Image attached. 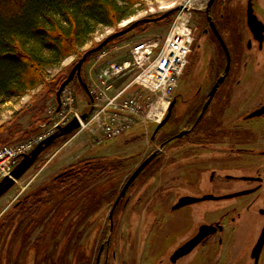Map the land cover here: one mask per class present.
I'll return each instance as SVG.
<instances>
[{"label":"rangeland","instance_id":"1","mask_svg":"<svg viewBox=\"0 0 264 264\" xmlns=\"http://www.w3.org/2000/svg\"><path fill=\"white\" fill-rule=\"evenodd\" d=\"M204 4L205 0H144L134 7V15L120 23L118 27L99 26L89 42L81 48V52L85 53L95 48L97 44L132 22L160 18L167 12L180 8L172 17L170 13L164 19L146 22L143 30L135 28L93 55L82 67L81 80L76 77L75 81L66 87L62 94V105L56 114H54L58 108L56 96L45 98L46 93L42 87L29 91L23 97L11 98L0 104V123L13 121L15 125L20 126L16 131V137L7 144L27 142L31 138L51 134L56 130L55 122L61 125L67 124L75 118V112L81 116L90 113L89 120L84 122L86 127L80 129L81 131L78 130L81 132L78 139H84L86 145H82L77 150L83 151L84 156L73 164L80 160L109 159L116 165V172H121V184L112 195L111 203L103 211L94 214V217L91 214L86 216L83 206H89L91 202H85L87 199H83L81 204L70 210V214L63 223L55 221L50 225L47 223V228L43 225L37 228L28 238L26 245L19 249L18 254H14L11 250L7 251V264H95L100 245L108 237L107 218L110 209L123 184L142 161L158 149L157 136L155 139L151 138L155 125L164 118L169 103L177 92L191 96L201 82V76L206 75L204 70L203 73L194 77L195 62L189 55L176 90L166 94L159 93L153 102L154 111L147 114L142 121H136L137 123L121 136L107 138L102 131V124L109 119L110 111L106 109L105 113L96 117L99 109L93 104L98 70L111 62L123 61L128 56L130 46L135 42L156 34H165L183 7L188 8L185 9V13L190 15L191 25L196 27L198 22L196 10ZM77 59V56H71L60 66L49 69L50 76H56L62 69L72 66ZM214 73L216 69L212 68L209 71L208 81L211 78L212 81L214 80ZM83 83L90 93L83 89ZM233 102L232 104L235 105L238 101ZM93 105L94 109H92ZM94 117L95 119L91 122L90 120ZM46 120L50 121L43 122ZM39 123L44 124L41 130L36 132L31 130ZM182 124H185V121L179 126ZM177 126L178 122L172 120L163 131L173 130ZM70 135L60 138L52 147L46 149L36 163L0 198V218H3L15 203L57 175L50 178L37 176L50 157L49 153L69 139ZM179 156L172 152L166 161L157 159L129 192L127 196L129 202L119 206L115 218L116 224L111 235L113 240L108 264H172L164 257L168 255L169 250L194 234L200 224L216 221L225 225V230L219 234L221 241L214 238L217 236L212 237L209 243L199 245L177 264H253L250 255L264 223V217L259 210L264 209V199L262 198L259 209L254 207L251 211H243L242 218H239V213L232 208L246 204L250 199L249 195L232 199L205 200L174 209V203L183 193L196 198L206 195L222 197L233 194L237 189L236 183L218 179L214 184H205V179L200 172L191 173L193 164L174 163ZM222 166L224 165H220ZM3 178L4 176H0V181ZM132 219L135 224L131 229ZM144 219L151 224L147 222L145 229L142 230L140 225ZM240 219L243 223H239ZM234 220L236 227L229 229L228 221ZM57 225H60L61 229L56 233ZM40 238L42 243L38 255L35 256V260H32L34 255L31 248L39 242ZM86 243L89 244V252L82 257L80 248L84 252L85 246L82 245ZM14 248L16 249L15 245ZM115 249L117 253L114 256ZM85 256L86 258L83 259ZM105 260L106 250L101 256L100 264H104ZM259 264H264V251Z\"/></svg>","mask_w":264,"mask_h":264},{"label":"flooded vegetation","instance_id":"2","mask_svg":"<svg viewBox=\"0 0 264 264\" xmlns=\"http://www.w3.org/2000/svg\"><path fill=\"white\" fill-rule=\"evenodd\" d=\"M196 14L198 22L196 27L193 26L194 44L190 58H193L195 62L194 77L203 73L204 70L206 75L201 76V82L191 96L179 91L172 97L170 103L175 99L176 102L167 124L174 120L178 122V126L173 130L163 131L166 124L158 133L159 155L155 159L166 161L168 155L173 152L180 155L174 163L193 164L194 168L191 169V173L200 172L205 179V184H214L217 179L236 183L237 189L233 194L247 192L238 197L247 195L250 197L246 204L232 208L239 213V218H242L243 211H251L254 207L259 209L261 200L264 199V112L261 113L264 107V0H205L204 6L197 9ZM252 14L263 24V31L257 22L253 24L249 22L248 17ZM212 68L216 69L215 78L213 81L212 78L208 81L209 71ZM218 81L220 84L209 102ZM236 100L237 104H232ZM183 121L185 124L179 126ZM156 126L157 124L152 131V136ZM181 133H183L182 136H180ZM155 159L137 177L138 179L131 185L128 193L120 200L111 219L112 205L107 218L109 235L100 245L95 264H100L105 250L104 264H108L113 240L110 234L112 235L116 224L115 218L119 206L129 202L127 199L129 192ZM220 165L224 166L220 167ZM185 196L188 195L183 193L174 205ZM259 210L264 217V209ZM146 219L140 225L142 230L149 222ZM131 222L132 229L135 221L132 219ZM241 222L240 219L239 223ZM216 223L222 225L223 230H218L199 245L209 243L214 236H217L214 237L215 239L221 241L219 234L225 230V225L217 221L204 224ZM204 224H200L194 234L169 250L168 255L164 257L170 263L177 264L191 254L199 245L189 254L173 258L175 252L197 235ZM234 224L235 220L228 221V228L236 227ZM263 228L264 223L256 242ZM41 243L42 238L31 248L34 255L32 260H35V256L38 255ZM82 246H85L84 252L80 248L83 257V254L89 252V244ZM263 251L264 248L259 263ZM116 253L117 250L114 256ZM85 258L86 256L83 259ZM252 262L254 264V259Z\"/></svg>","mask_w":264,"mask_h":264},{"label":"trees","instance_id":"3","mask_svg":"<svg viewBox=\"0 0 264 264\" xmlns=\"http://www.w3.org/2000/svg\"><path fill=\"white\" fill-rule=\"evenodd\" d=\"M143 1L0 0V104L23 97L38 87L46 93L45 98L56 96L57 99L72 68L85 54L81 48L97 28L118 27L134 15V7ZM177 11H172L170 17ZM145 25L146 22L139 23L136 29L143 30ZM120 38H111L105 46ZM96 53L90 54L86 62ZM71 56H77V61L51 77L49 69L60 66ZM82 87L85 90L83 84ZM43 125L39 123L31 130L39 131ZM19 128L13 121L0 123V146L12 141ZM115 166L109 159L80 160L15 203L0 218V264H7V251L18 254V248L25 246L40 226L47 228L55 221L63 223L70 210L83 199L91 202L89 206H83L86 216L91 214L94 217L103 211L121 184V172H116ZM60 229L61 226L57 225L55 232ZM109 231L108 227V235Z\"/></svg>","mask_w":264,"mask_h":264},{"label":"built area","instance_id":"4","mask_svg":"<svg viewBox=\"0 0 264 264\" xmlns=\"http://www.w3.org/2000/svg\"><path fill=\"white\" fill-rule=\"evenodd\" d=\"M185 9L188 8L181 9L165 34L135 42L123 61L111 62L98 70L93 99L99 109L96 117L106 109L110 111L109 119L102 124L107 138L119 137L131 129L154 111L155 96L173 92L178 87L194 44V29ZM75 117L80 115L75 112ZM48 134L0 146V176L9 174L22 156Z\"/></svg>","mask_w":264,"mask_h":264},{"label":"water","instance_id":"5","mask_svg":"<svg viewBox=\"0 0 264 264\" xmlns=\"http://www.w3.org/2000/svg\"><path fill=\"white\" fill-rule=\"evenodd\" d=\"M180 8H177L175 10H178ZM172 12L169 11L166 14H164L163 16H161L160 18H147V19H143V20H138L136 22H132L130 25H128L127 27L123 28L120 31H117L115 33H113L112 35H110L109 37H107L104 41H102L97 47L88 50L85 52V54L83 55V57L75 64V66L72 68L67 80L63 83V85L61 86L60 91L57 94V99L60 102V97H61V93L64 90V88L77 76L80 80H81V70L82 67L84 65V63L86 62L88 56L92 53H96L99 52L107 43L108 41L113 38V37H120L123 36L125 34H128L129 32H131L132 30H134L136 28V26L139 23L142 22H151V21H158V19H162L166 16H168L170 13ZM249 22L251 24H253V22H257L259 24V27L262 29L263 31V24L256 18V16L254 14L249 15ZM228 72V70L226 71ZM84 84V83H83ZM220 84V81H218V83L215 85L212 93H211V97L209 102L212 100L218 86ZM87 88V87H86ZM87 90V89H86ZM89 92V91H88ZM175 102L176 99L173 100L169 107H168V111L166 116L163 118V120L161 122L158 123V125L156 126L154 132H153V136L152 139H155L156 136L158 135V133L161 131V129L167 124V122L170 120L172 113H173V108L175 106ZM208 105V104H207ZM206 105V107H207ZM205 107V109H206ZM93 109V107H92ZM264 112V107L261 110V113ZM90 116V113L88 114H83L81 116V120L82 121H86ZM81 120L78 118H74L73 120H71L68 124L61 126L58 125L55 132H53L52 134H50L49 136H47L46 138H44L42 141H40L38 143V145L29 153V154H25L23 156V158L21 159V161L19 162V164L17 165L16 168H14L10 174L4 176V178L0 181V198L6 194L15 184V182L17 180H19L38 160V158L40 157V155L49 147H51L58 139L66 137L72 133H74L76 130L80 129L81 127ZM183 133L180 134V136H182ZM159 155V149H157L156 151H154L152 154H150L136 169L135 171L132 173V175L129 177V179L127 180V182L125 183L122 191L120 192L116 202H114L113 204V208H112V212L110 215V218H113V213L118 205V203L120 202V200L127 194L129 188L131 187V185L135 182V180L137 179V177L144 171V169ZM243 194H247V192H241V193H236V194H232L229 196H222V197H216V196H212V195H206L204 197H200V198H196V197H190V196H185L182 197L178 200V202L174 205V209H179L182 208L186 205H190V204H194L200 201H205V200H222V199H228V198H234V197H238L240 195ZM113 222V221H112ZM113 229V224L111 225V231ZM218 230H223V226L220 225L219 223L216 224H204L200 227L199 232L197 233V235H195L191 240H189L186 244H184L182 247H180L176 252L173 258H179L182 257L184 255L189 254L191 251H193L203 240H205L207 237L213 235L214 233H216ZM112 233V232H111ZM111 237V234H110ZM264 248V228L261 232V235L258 239V241L256 242L254 248L252 249V253H251V258L254 259V264H258L259 263V259L261 256V252Z\"/></svg>","mask_w":264,"mask_h":264},{"label":"crops","instance_id":"6","mask_svg":"<svg viewBox=\"0 0 264 264\" xmlns=\"http://www.w3.org/2000/svg\"><path fill=\"white\" fill-rule=\"evenodd\" d=\"M80 131L69 137L62 145L56 146L53 151L49 153L50 157L40 169L37 176L53 177V175L58 174L61 170L71 165V163L73 164V162L84 156L83 151L77 150L81 148L82 145H86L84 139H78L81 134Z\"/></svg>","mask_w":264,"mask_h":264}]
</instances>
